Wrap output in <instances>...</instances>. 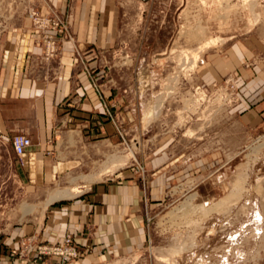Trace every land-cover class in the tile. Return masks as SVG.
Segmentation results:
<instances>
[{
    "label": "rangeland",
    "instance_id": "obj_1",
    "mask_svg": "<svg viewBox=\"0 0 264 264\" xmlns=\"http://www.w3.org/2000/svg\"><path fill=\"white\" fill-rule=\"evenodd\" d=\"M39 1L0 0V31L14 18L27 17L31 30L40 34L32 13L61 21L58 54L46 62L58 63L61 41L72 35L74 13L83 0H66L63 11L44 14ZM107 1L116 8L114 43L89 51L96 70L86 66V54L80 53L77 63L98 97H103L102 85L109 86L104 117L116 139L104 150L95 144L81 167L33 190L13 182L11 150L0 141V236L28 225L41 228L53 204L71 202L97 182L130 180L141 191L144 241L107 264H264V121L255 129L239 125L234 72L209 88L198 81L205 53L221 54L251 37L264 41V0ZM208 38L221 41L206 49L193 69L181 65L180 53ZM159 152L174 165L162 182L151 166ZM125 157L122 167L101 174ZM118 173L128 177L115 178ZM66 188L81 193L44 209L52 192ZM28 243L31 247L24 246ZM18 245L4 249L17 264L51 260L34 259L38 248L54 246L40 243L38 233L22 232ZM161 255L166 258L159 260Z\"/></svg>",
    "mask_w": 264,
    "mask_h": 264
},
{
    "label": "crops",
    "instance_id": "obj_2",
    "mask_svg": "<svg viewBox=\"0 0 264 264\" xmlns=\"http://www.w3.org/2000/svg\"><path fill=\"white\" fill-rule=\"evenodd\" d=\"M65 1H39L38 11L61 12ZM74 15L72 35L62 39L54 64L42 61V35L31 30L27 17L14 18L0 31V141L11 150L13 182L26 189L56 182L81 167L93 155L95 144L104 150L116 139L104 117L109 86L103 84V97H98L77 63L83 56L80 53L86 54V66L96 70L95 55L89 51L107 49L114 43L116 8L107 0H83ZM50 70L61 76L53 78ZM228 72H234L237 81L238 123L255 129L264 121V41L251 37L221 54L205 53L198 66V81L209 88ZM15 135L31 140L20 157L11 149ZM165 155L159 152L151 161L158 182L169 179L174 167ZM124 175L118 173L115 178ZM111 181L97 182L71 202L53 204L41 228L28 225L0 236V264H17L4 249L18 248L22 232L38 233V241L46 245L61 244L70 236L77 251L85 254L68 264H107L143 243L139 187L130 180Z\"/></svg>",
    "mask_w": 264,
    "mask_h": 264
},
{
    "label": "built area",
    "instance_id": "obj_3",
    "mask_svg": "<svg viewBox=\"0 0 264 264\" xmlns=\"http://www.w3.org/2000/svg\"><path fill=\"white\" fill-rule=\"evenodd\" d=\"M34 27L43 36L42 47L43 55L42 58L45 62H49L58 54V45L61 30L64 29L63 23L57 19H49L48 17L39 16L38 14L32 13L31 15ZM95 92L98 93V89L94 86ZM109 116V114H108ZM31 145V140L25 135H15L11 139V147L13 153L20 157L26 148ZM26 247H31L30 243L24 245ZM34 255V259L42 256H49L50 262L45 264H67L70 261L78 260L82 257V253L78 252L73 246V240L70 237L66 239L61 244H57L51 247H40ZM32 261V260H31Z\"/></svg>",
    "mask_w": 264,
    "mask_h": 264
},
{
    "label": "bare ground",
    "instance_id": "obj_4",
    "mask_svg": "<svg viewBox=\"0 0 264 264\" xmlns=\"http://www.w3.org/2000/svg\"><path fill=\"white\" fill-rule=\"evenodd\" d=\"M250 0H243L244 3L249 2ZM257 17V16H256ZM221 41L219 38H208L201 42L195 49H192L190 51H182L179 55V60L182 61L181 65H185L188 67L190 70L193 69L199 60L201 54L208 48L214 46L217 42ZM131 154V153H130ZM127 157L125 158H117L114 160L116 164H113L111 167H106L104 170H102L101 174H108L112 173L114 170H116L119 167H122L125 162H126ZM88 182L94 181V177L88 178ZM81 193V191L74 190V189H58L54 192H52L47 200L44 203V209L52 202L59 201L61 199H67V198H72L76 195ZM189 204V203H188ZM185 208V207H184ZM30 209H26L25 213H29ZM165 256L161 255L159 257V260L163 259ZM166 258V257H165ZM166 260V259H164Z\"/></svg>",
    "mask_w": 264,
    "mask_h": 264
}]
</instances>
